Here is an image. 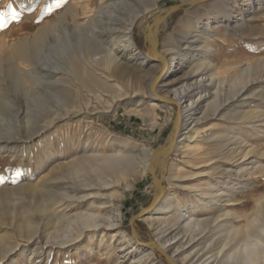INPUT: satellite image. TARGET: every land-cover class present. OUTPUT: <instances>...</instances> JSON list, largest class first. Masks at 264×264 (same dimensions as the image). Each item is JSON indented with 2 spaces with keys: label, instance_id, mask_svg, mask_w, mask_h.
<instances>
[{
  "label": "rangeland",
  "instance_id": "obj_1",
  "mask_svg": "<svg viewBox=\"0 0 264 264\" xmlns=\"http://www.w3.org/2000/svg\"><path fill=\"white\" fill-rule=\"evenodd\" d=\"M109 1L94 0L93 7L98 10L97 7L102 4L103 9ZM219 2L221 1L129 0L127 4L123 2L120 5L118 11L124 18H127L132 10H141L146 4H150L148 15L151 18L166 9L172 10L169 17L170 28L167 32L159 33L154 51L148 43L149 31L145 28L146 33L142 32L141 18L134 24L135 42L143 53L140 57H132V54L127 52L124 57L142 70L141 75L146 81L145 85L147 81L149 82L150 76L156 73L155 70H151V64L155 61L158 51L164 48L163 42L169 31L174 30L179 20L188 14L193 17L205 11H216ZM225 6L231 13L230 27L226 26L225 21L222 22L224 25L220 27L222 32L219 34L220 32H215L218 21L215 19L210 23L214 31L211 33L213 39L210 38L208 44L210 42L212 44L214 40L213 44L216 46V51L212 52L213 57L208 59L212 60L210 62L212 65L209 63L210 71L208 70L206 74L207 69L204 70L203 75L194 70L198 67L197 57L200 52L199 47L194 48L191 57L182 66L177 65L178 69L168 79L170 81L158 82L156 91L161 96L159 98L154 96L156 94L151 95L149 89L145 87L136 93L132 91L115 99L105 95L102 107L98 105L96 108L94 99L92 100L84 91L76 92L69 82L67 87L71 92L69 97L71 106L61 109L64 103L61 92L50 91L51 95L45 98L48 108L41 107L39 117L43 120L47 117L49 119L56 117L57 120L52 125L39 128L32 135L28 134L29 131L42 123H37V116H32L31 119L27 117L25 104L20 101V94L16 91L11 92L12 104L5 108L3 113L0 111V137L13 135L16 139L0 140V145L5 147L0 149V152L3 150L0 153V217H12L16 222V219L24 215H32L35 225L41 226L38 210L39 202H42L40 190L54 185L57 196L63 192L75 194V183L80 179L89 178L92 184L100 187L89 188L93 195L81 202L84 205L82 209L100 206L103 208L101 212L104 217L110 216L116 224L107 226L109 220L104 218L101 232L105 237L99 242L102 240L100 235L91 243L94 251L86 249L85 242L81 244L83 240L79 239L71 245L70 254H75L79 246L86 250L84 249L77 256L74 255L75 257L71 255L68 258L63 257V260L61 257L58 258L59 264H190V262L199 264L205 261L207 256L212 261L210 264H236L224 253L241 251L245 242L253 238L260 239L264 243V233L257 228L258 225H264V121L259 129L250 130L246 122L238 125L237 121H227L228 119L213 115L211 110L206 114L208 116L203 115L206 105L212 100L211 93L216 88L215 84L211 85L214 80H209V73H212L217 77L216 81L222 82L223 90L235 88V85L236 88L243 87L239 98L244 97L246 101L242 102L249 101V104L238 105L236 108L240 107L243 111L249 112L248 116L253 114L251 118L258 116L256 119L264 120V0H228ZM2 10H7L6 3L1 4L0 13ZM105 22L106 20L103 23ZM205 22L203 21L202 24ZM101 26L103 25L100 24ZM220 35L225 41H217ZM71 37L70 40L74 42L79 38L78 35L73 34ZM200 44H204V40ZM208 50L209 48L203 50L207 56L211 55ZM193 70L197 73H193ZM202 76L205 77L201 82ZM239 80L241 83L237 84ZM60 86L56 87L60 88ZM184 88L186 90L183 91ZM183 92H186L185 95ZM205 93L207 96L199 102L197 110L191 111L192 117H187L189 112L183 113L184 106L191 99H197L200 94L205 95ZM153 102L156 104H152ZM238 103L241 104V101ZM227 113L226 110L223 115ZM76 120H81V125L75 128L73 122ZM66 124L68 129L65 131L72 133L74 137L72 143H67L62 138L50 147V154H45V151L41 153L43 162L39 158L29 159L27 150H30L31 155L39 153L34 148L29 149V146L40 138L44 140L43 144H47L48 136L64 132ZM229 124L240 126L242 130H232L230 135L236 134L242 138L244 136L243 142L246 143L242 146L244 153L249 149H253V153L247 156H243V151L237 156V153H234L235 157L230 156L234 159L229 161L222 155L224 152L220 153L219 135L222 131L229 132L231 128L227 126ZM75 130L78 132H74ZM213 135L214 137L217 135L215 138L219 137L218 140H213L215 139ZM116 138L126 141L135 139L138 144L127 149L126 146H121ZM172 139L176 142H172ZM245 139L248 141H244ZM143 146L155 152L147 166L136 163L127 172L102 171V165L107 160L123 161L126 153L128 154L127 151L140 154ZM215 147L220 156L215 152ZM166 148L169 150L164 151V155H160L159 151ZM22 154L26 155L22 156ZM216 157L218 159H215ZM38 161L42 162L40 167ZM212 161L215 163H211L210 166ZM217 161L221 166L215 169L219 172L214 169ZM78 166L82 169L80 174L75 173L76 169H79ZM207 170H210L209 176L205 173ZM210 182L230 194L229 197L222 198L223 200L216 206H211V202L206 203L209 200L204 199L207 194L205 188ZM197 189L202 190L197 192ZM170 190H175L178 196L169 208L160 215L149 216L148 210L156 206L158 194ZM87 192L89 191L83 193ZM196 196L202 199L201 203H196L190 211H185L186 215L183 216L182 221H178L180 205L191 203ZM26 208L31 209L32 212H25ZM211 218L212 220L218 218V222L216 221L218 226L225 223L222 231L217 232L219 228L211 224L208 230L200 234L203 228L198 223ZM7 228L14 233L16 240L21 238L15 227ZM242 234L244 238H241ZM248 235L251 237L247 238ZM23 244L28 245L29 241L25 240ZM97 251L103 254L100 260ZM146 253L151 254V259L145 262L139 255ZM54 257L55 255L50 258L52 264H55ZM26 261V264L41 263L38 257Z\"/></svg>",
  "mask_w": 264,
  "mask_h": 264
},
{
  "label": "bare ground",
  "instance_id": "obj_2",
  "mask_svg": "<svg viewBox=\"0 0 264 264\" xmlns=\"http://www.w3.org/2000/svg\"><path fill=\"white\" fill-rule=\"evenodd\" d=\"M127 1L129 2V0H110L103 9L102 4H99L97 7L98 10H96L93 7L94 0H66V2L61 3V7L59 8L56 7L58 0H0V7L1 4H7V10H2L0 13L2 14L0 15V111L3 113L4 109L12 104L13 94L11 92L16 91L20 94V101L25 104L27 117L31 119L32 116H37V123H42L33 130L29 131L28 134L33 135L39 128H42L45 125H52L55 120H57L56 117L54 119H49L47 117L44 120L39 117V113L41 111L40 108H48L45 98L51 95L50 91L54 90L58 93L61 92L64 99L63 107H61V109H66L71 106L69 102L71 92L70 88L67 87L69 82L71 83V88L76 90V92L84 91L92 100L94 99V102L97 104L96 108H98V105L102 107L101 104L105 95H108L111 99H115L132 91H135L136 93V91L142 90L145 87L149 89L151 95L156 94L154 96L157 98L161 97L156 91L158 82L168 80L178 69L177 65L180 64L182 66L184 62H186L193 54V49L197 47H199L198 50L200 51L197 57L199 64L198 67L196 66L197 69H194L195 67L193 69L198 73H202L207 69L205 72L206 74L210 71L209 63L212 62V60L210 61L208 59H211V57H213L212 52L216 51V46L213 44L215 43L214 40H212V44L211 42L208 44L209 39H213L211 33L214 31L212 30L210 23L215 19L218 21L215 32H220L219 34L222 32L220 27L224 25L222 22L225 21L227 23L226 26L228 28L230 27L229 21L231 20V13L225 8V2L228 0H220L221 2H219L217 6L218 9H216V11H205L202 14H196L193 17L188 14L179 20L178 25L174 28V30L169 31L166 39L164 40V48L158 51L155 61L152 62L151 70H155L156 73L150 76L149 82L147 81L146 85V81L141 75L142 70L137 68L133 63L127 61L124 57V54L127 52H130L132 57H140V54L143 53L135 42L133 31L134 24L137 19L141 18L140 24L143 28L142 32L146 33L145 28L149 31L148 43L151 50L154 51L159 39V33L167 32L170 28L169 17L172 14V10L166 9L163 13L157 16L153 15L151 18L150 15H148L150 9L148 6H150V4H146L141 10H132L129 13V16L124 18L119 13L118 8L123 2L127 4ZM13 13L19 14L18 20L14 19ZM104 20H106L105 23H103ZM203 21H206L205 24H202ZM100 24L103 26L100 27ZM227 33H229L228 30ZM71 34L78 35V40L75 42L70 40L73 37H71ZM221 37L223 36L220 35L217 38V41H225V39ZM203 40L204 44L201 45L200 43ZM206 48H209L211 55L207 56V54L203 52ZM140 65L142 66V64ZM210 65L212 64L210 63ZM166 69L168 71H166ZM194 70L192 71L193 73H195ZM184 76L186 75L184 74ZM204 77H201V82ZM216 78L217 77L215 75L209 73V80H214V83L211 85L213 86V84H215L216 88H214V92L211 93L212 100L206 105V112L204 111L203 115H205V117L208 116L206 114H208L211 110L213 111V115L221 116V119H228L227 121H237L238 125H242L246 122L250 127V130L251 128L259 129L262 127V122L264 120L259 121L256 119L258 116L251 118L253 114L248 116L249 112H246L245 110L243 111L240 107L236 108L238 105L247 106L249 104V101L247 103L242 102L245 100L244 97L241 99L239 98L243 87L236 88L235 85V88L223 90L221 85L222 82L220 80H218L219 82L216 81ZM240 83L241 80H239L237 84ZM57 85H61L60 88L56 87ZM185 88L182 90H186ZM206 91H208V89ZM206 96L207 93H205V95L200 94L197 99H191V101L184 106L183 113L189 112L186 116L191 118V111H196L199 102H202L203 98ZM235 101L237 102L234 103ZM238 101H241V104L238 103ZM152 104L155 105L156 103L153 102ZM226 110L228 113L223 115ZM22 112L24 111L22 110ZM259 119H261V117ZM224 124L226 125V123ZM79 125H81V120L73 122V126L75 128ZM227 126L229 128L231 127L229 132L222 131L219 135L220 141L218 142H221L220 153L224 152L222 155L229 161V159H234V153H237L236 156L239 154L241 155L242 151L244 153L242 146L246 143L243 142L244 136L242 138L240 135H230L232 130L239 131L241 129L240 126H237L236 124H229ZM67 127L68 126L66 124L64 126V132L62 133L49 135L46 142L47 144H43L44 140L40 138L37 142H34L32 146H29V149L34 148V150L39 151L38 154L35 153L34 155H31L30 150H27V156L29 159L31 160L34 157L37 159L39 158V160L42 161L43 157L41 153L45 151V154H50V147L62 138L67 141V143H72L74 137L72 136V133L69 134V132L65 131L68 129ZM228 127L225 126V128ZM74 132H78V130H75ZM59 134L60 136H58ZM217 138L213 140H218ZM116 139L121 146H126L127 149L138 144L135 139L127 141L119 138ZM0 140L12 141L16 139H14L13 135H6L0 137ZM171 141L176 142L175 139H172ZM244 141H246V139ZM171 146L172 144L169 149H171ZM4 148V146L2 147V145H0V149ZM169 149L166 148L159 151L160 155H164L165 153L163 152ZM127 152L128 154L126 153V157L123 161L107 160L103 163L102 171L122 173L129 171L136 165V163L147 166L148 163L151 162H149V160L151 157H154L153 155L155 153L146 146L142 147L140 154H134L132 151ZM216 153L218 154V152ZM250 153H253V149L246 151L243 156L250 155ZM24 155L26 154H22V156ZM220 155L218 154V156ZM231 155L234 157L232 156L231 158ZM215 159L218 158L216 157ZM218 161L216 162L217 164L214 169L218 167L220 168V161ZM42 162L37 163L39 167ZM211 163L213 164L215 162L212 161L210 164ZM212 164L210 166H212ZM78 167L79 169L77 168V172L75 171V173L80 174L82 173V169L81 166ZM210 170L205 172L208 176L210 175ZM228 171L229 170H227V173ZM222 174L224 173L222 172ZM209 184L208 187L205 188L207 191V194H205L206 197L203 198L205 200L208 199L209 201L206 203L211 202V206H216V204L223 200L222 198L225 199L227 198L226 196H230L227 190L222 191L212 185L211 182ZM54 187V185L47 186L46 188L44 187V189L40 190L42 192V196L41 198L40 196L38 197L42 200V202H39L38 210L40 212L39 220L41 222L39 225L41 224V226L35 225V220L32 215H24L20 219H16L17 223L12 217H0V264H26V260L33 257L40 258V264H52L50 258H52L53 255H55V264H59L58 258L60 257L62 259L63 257L68 258V256L71 255L77 256L81 254L85 248L92 252L94 251V246L91 243L95 239H98V236L100 235L102 240L99 239V242H102L105 237V235L102 234L103 232H101V227L103 226L102 224H104V218L109 220L107 222V226H114L116 224L110 216L104 217L105 215L101 212L103 211L101 210L103 208L100 206H97L96 208L94 206V208L82 209L84 205L81 202L85 199L88 200V198L93 195L89 188L100 187L96 184H92L89 178L80 179L78 183H75V194L63 192L57 196ZM201 190L197 189L196 191L198 192ZM85 191L89 192L83 193ZM203 191L204 188L202 192ZM177 196L178 195L175 190H170L167 193L160 192L157 197L156 206L148 210V215L153 217L162 214L167 210V208H169L172 201L176 199ZM201 201L202 199L196 196L191 203L180 205V212L178 213L177 220L180 221L183 216L186 215L184 214L185 211H190L191 207H193L196 203H201ZM68 202L71 203L66 205ZM68 209H70L69 212ZM25 212L31 213L32 210L26 208ZM219 216L217 217L219 218ZM212 218L211 220L208 219L210 222H208L207 219V221H198V224H200L203 228V231L201 230L202 232H200V234L203 233L204 230H208L211 227V224L212 226L215 225L219 228L217 232L222 231V226L225 223L218 226V218L217 220H212ZM220 223L222 224L221 221ZM8 226L15 227L21 238L16 240L14 233L8 230ZM257 228L264 233L263 224L260 226L258 225ZM61 230L62 232H60ZM160 231L161 230L159 229V232ZM209 231L211 232V229ZM58 232L60 233L57 234ZM214 232L216 233V231ZM228 232L226 231V233ZM224 235L226 236V234ZM243 236L244 235L242 234V237H239L244 238ZM250 237L251 235L247 236V238ZM79 239L83 240L81 244L85 242V248H81L82 246H79L76 249L75 254H70L72 250L70 249L71 245L75 244V242ZM25 240L29 241L28 245L23 244V241ZM247 241L241 251H228L224 254H226L227 258L236 262V264H264L263 241L257 238ZM239 247L241 246H238V248ZM96 253L100 257L98 258L99 260L103 258L102 252L97 251ZM94 255L96 254L94 253ZM139 256L141 260L143 259L145 262L147 259H151V254L149 253ZM202 259L199 260L203 261ZM208 259L209 258L207 256L205 261L198 263L210 264L212 261L210 259L209 261ZM186 260H188L187 257ZM190 264L194 263L190 262Z\"/></svg>",
  "mask_w": 264,
  "mask_h": 264
},
{
  "label": "snow or ice",
  "instance_id": "obj_3",
  "mask_svg": "<svg viewBox=\"0 0 264 264\" xmlns=\"http://www.w3.org/2000/svg\"><path fill=\"white\" fill-rule=\"evenodd\" d=\"M62 2H66V0H58V2H57V4H56V7H61V3ZM0 15H2V14H0ZM13 17H14V19H19V14H17V13H13Z\"/></svg>",
  "mask_w": 264,
  "mask_h": 264
},
{
  "label": "water",
  "instance_id": "obj_4",
  "mask_svg": "<svg viewBox=\"0 0 264 264\" xmlns=\"http://www.w3.org/2000/svg\"><path fill=\"white\" fill-rule=\"evenodd\" d=\"M173 9V8H172Z\"/></svg>",
  "mask_w": 264,
  "mask_h": 264
}]
</instances>
